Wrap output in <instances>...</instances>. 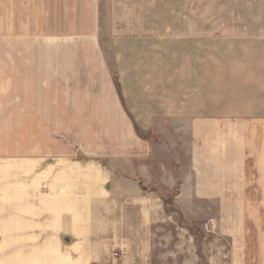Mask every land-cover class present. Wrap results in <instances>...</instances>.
Wrapping results in <instances>:
<instances>
[{
  "label": "crops",
  "instance_id": "crops-1",
  "mask_svg": "<svg viewBox=\"0 0 264 264\" xmlns=\"http://www.w3.org/2000/svg\"><path fill=\"white\" fill-rule=\"evenodd\" d=\"M115 5L107 52L102 0H0V264H197L150 236L153 172L178 210L216 204L224 264H264V92Z\"/></svg>",
  "mask_w": 264,
  "mask_h": 264
},
{
  "label": "rangeland",
  "instance_id": "rangeland-1",
  "mask_svg": "<svg viewBox=\"0 0 264 264\" xmlns=\"http://www.w3.org/2000/svg\"><path fill=\"white\" fill-rule=\"evenodd\" d=\"M116 1L118 10L120 0H102V39L107 52L111 48L110 36L105 28L109 27V13L116 6ZM127 1L132 2L133 12L145 17L148 26L164 28L166 33L180 31L182 34L193 35L198 42V50L193 58L208 60L212 64L214 77L241 75L246 80L255 82L252 89L249 85L245 94L260 95L264 92V0ZM227 92L232 96V89H227ZM164 142L163 140L161 143L162 150L170 155ZM154 170H157L155 164ZM153 174L136 181L146 191L167 194L163 196L169 216L162 217L159 226L156 222L154 225L150 222L148 226L152 233L150 236L155 237L159 243L157 246L163 252L179 250L182 254H190L195 251L198 255L197 264H224V252L230 251L231 247L230 237L220 232L216 204L200 201L195 213L178 210L174 206L175 193L169 194V185L159 178L157 172ZM124 184L126 190H132L128 186L129 180L125 179ZM120 198L124 202L123 196L119 195L118 199ZM133 213L134 218L139 220L140 213ZM193 214L194 218L190 219L188 216ZM135 229L140 237V227ZM171 235L174 236L175 243L171 242ZM211 257L213 260L210 262Z\"/></svg>",
  "mask_w": 264,
  "mask_h": 264
},
{
  "label": "built area",
  "instance_id": "built-area-1",
  "mask_svg": "<svg viewBox=\"0 0 264 264\" xmlns=\"http://www.w3.org/2000/svg\"><path fill=\"white\" fill-rule=\"evenodd\" d=\"M119 256H120V252L119 251H114L110 255L109 254L103 255L101 257L100 264L109 263L110 260H111L110 258H118Z\"/></svg>",
  "mask_w": 264,
  "mask_h": 264
}]
</instances>
